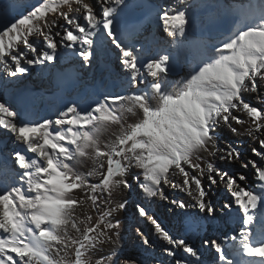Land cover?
<instances>
[{"label": "snow or ice", "instance_id": "snow-or-ice-1", "mask_svg": "<svg viewBox=\"0 0 264 264\" xmlns=\"http://www.w3.org/2000/svg\"><path fill=\"white\" fill-rule=\"evenodd\" d=\"M0 264H264V0H0Z\"/></svg>", "mask_w": 264, "mask_h": 264}, {"label": "bare ground", "instance_id": "bare-ground-1", "mask_svg": "<svg viewBox=\"0 0 264 264\" xmlns=\"http://www.w3.org/2000/svg\"><path fill=\"white\" fill-rule=\"evenodd\" d=\"M128 115V117H129V122H131V120L132 119H135V117L131 114V113H129V114H127ZM155 209V208H154Z\"/></svg>", "mask_w": 264, "mask_h": 264}, {"label": "rangeland", "instance_id": "rangeland-1", "mask_svg": "<svg viewBox=\"0 0 264 264\" xmlns=\"http://www.w3.org/2000/svg\"><path fill=\"white\" fill-rule=\"evenodd\" d=\"M156 206L155 205H153V208H155Z\"/></svg>", "mask_w": 264, "mask_h": 264}]
</instances>
